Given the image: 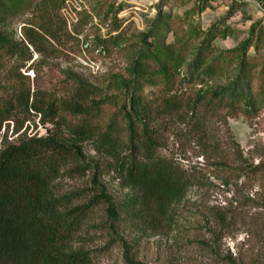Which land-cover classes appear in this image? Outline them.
Masks as SVG:
<instances>
[{
    "label": "rangeland",
    "instance_id": "1",
    "mask_svg": "<svg viewBox=\"0 0 264 264\" xmlns=\"http://www.w3.org/2000/svg\"><path fill=\"white\" fill-rule=\"evenodd\" d=\"M29 20L28 13L6 15L0 32L20 41ZM47 21L56 42L48 38L31 47L29 70H21L31 89L65 96L75 77L102 97L121 101L125 83L139 74L136 82L154 111L157 155L187 183L164 228L142 232L120 209L135 196L118 170L124 153H103L96 137L78 144L90 171L70 176L66 168L54 193L77 194L71 207L87 204L95 171L119 210L111 223L105 204L91 208L70 248L89 253L90 264H126L124 245L135 264H264V106L249 114L218 106L212 96L236 79L239 47L252 25L244 69L252 88L264 90V0H63L59 14ZM204 44L208 53L191 67ZM143 54H154L155 64ZM16 120L4 123L0 149L19 136L45 133L33 114ZM53 134L73 145L65 130Z\"/></svg>",
    "mask_w": 264,
    "mask_h": 264
},
{
    "label": "trees",
    "instance_id": "2",
    "mask_svg": "<svg viewBox=\"0 0 264 264\" xmlns=\"http://www.w3.org/2000/svg\"><path fill=\"white\" fill-rule=\"evenodd\" d=\"M2 1L0 19L12 13H28L30 20L21 29L20 41L0 32V73L10 64L7 75L3 72L5 77L0 79V131L5 122L14 119L17 123V116L33 114L39 117L45 133L19 136L13 144L0 149V264L91 263L89 253L70 248L74 235L91 208L105 204L111 223L117 221L119 209L97 182L95 171L91 179L94 196L84 205L71 207L78 195H56L54 182L66 168L70 169V176H83L90 171L88 164H82L78 144L94 137L103 153H124L118 170L135 192L134 198L120 207L129 222L142 232L156 234L162 230L171 206L185 193L187 183L177 169L157 155L151 127L154 111L136 82L141 80L140 75L125 83L121 101L102 97L100 91L75 77L69 78L65 96L31 89L29 77L22 75L21 70L27 73L26 67L39 43H48V38L56 42L44 24L48 26L49 17L59 14L63 0ZM254 30L252 25L248 40L239 47L236 79L212 93L218 106L234 111L241 108L249 114L264 106V90L252 88L249 72L244 69L246 47ZM152 36L157 38V32ZM208 46L204 44L198 51L191 67L201 62ZM154 56L144 58L150 57L155 64ZM156 65L159 67L158 61ZM170 107L166 104V108ZM59 129L68 133L73 145L65 146L57 140L53 131ZM123 249L125 263L135 264L128 255L129 249L125 245Z\"/></svg>",
    "mask_w": 264,
    "mask_h": 264
}]
</instances>
